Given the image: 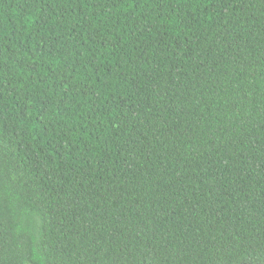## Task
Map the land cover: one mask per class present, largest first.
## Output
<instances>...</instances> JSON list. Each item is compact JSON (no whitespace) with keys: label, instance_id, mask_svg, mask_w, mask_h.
I'll use <instances>...</instances> for the list:
<instances>
[{"label":"trees","instance_id":"1","mask_svg":"<svg viewBox=\"0 0 264 264\" xmlns=\"http://www.w3.org/2000/svg\"><path fill=\"white\" fill-rule=\"evenodd\" d=\"M0 264H264V0H0Z\"/></svg>","mask_w":264,"mask_h":264}]
</instances>
